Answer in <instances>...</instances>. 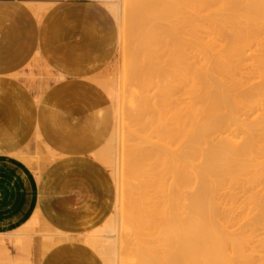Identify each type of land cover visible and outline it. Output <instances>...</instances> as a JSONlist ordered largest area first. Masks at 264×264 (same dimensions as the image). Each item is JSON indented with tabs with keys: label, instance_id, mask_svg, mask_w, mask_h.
<instances>
[{
	"label": "bare ground",
	"instance_id": "obj_1",
	"mask_svg": "<svg viewBox=\"0 0 264 264\" xmlns=\"http://www.w3.org/2000/svg\"><path fill=\"white\" fill-rule=\"evenodd\" d=\"M101 2L118 26L119 41L126 35L131 37L122 41L130 54L126 68L133 83L129 82L139 86L140 92L144 90L145 95L146 90L153 89L155 103L149 105L147 95V100L139 99L137 110L135 104L128 112L124 108L130 127L126 123L125 133L112 134L103 162L113 167L118 178L125 160L133 166L128 171L131 181L123 172L127 182L116 187L111 215L86 243L98 253L103 264H250L244 251L249 237L243 233H249V229L234 233L233 227L242 216L234 213L244 208L239 209L243 206L240 199L246 191L249 199L252 185L261 187L264 182V122H257L264 120V115L255 117L257 111H264V0ZM200 30L208 32L206 37ZM210 32L226 43L225 50L221 46L225 55L204 44L207 38H213L207 37ZM198 33L207 41L202 43ZM197 52L204 56L202 60ZM188 60L193 62L188 64ZM186 88L188 91L183 92L189 94H182L190 95V103L182 108L178 94ZM130 102L135 103V99ZM252 115L254 119L250 120ZM133 126L145 132L151 130L159 142L148 145L149 141L144 140L149 139L146 133L135 134L137 129L133 131ZM224 133L228 136L221 137ZM139 134L145 136L140 140L146 143L137 142ZM134 140L138 146L130 143L132 146L128 147L125 143ZM148 160L152 164L147 166ZM150 189L156 199L153 205L146 202ZM251 198L253 204L248 200L245 206L257 202L261 214L264 195L254 198L255 201ZM239 225L236 226L240 228ZM126 231L137 235L134 249L133 240L126 243L133 249L135 263H130L132 258L126 259L129 263L122 260L121 239Z\"/></svg>",
	"mask_w": 264,
	"mask_h": 264
},
{
	"label": "crops",
	"instance_id": "obj_2",
	"mask_svg": "<svg viewBox=\"0 0 264 264\" xmlns=\"http://www.w3.org/2000/svg\"><path fill=\"white\" fill-rule=\"evenodd\" d=\"M118 35L101 0H0V264H103Z\"/></svg>",
	"mask_w": 264,
	"mask_h": 264
},
{
	"label": "rangeland",
	"instance_id": "obj_3",
	"mask_svg": "<svg viewBox=\"0 0 264 264\" xmlns=\"http://www.w3.org/2000/svg\"><path fill=\"white\" fill-rule=\"evenodd\" d=\"M121 1V0H120ZM240 13V12H239ZM236 14H238V13H236ZM203 15V14H202ZM205 15V14H204ZM236 16H238V15H236ZM203 34H202V33ZM199 33H201V35L203 36V37H206V33H208V32H206L205 33V31L204 30H200V32ZM199 33H198V37L199 36H201V35H199ZM210 34V36H211V34H212V36L210 37V36H207V37H209V38H212L211 40L210 39H208L207 38V40H208V42H206V43H204L205 45L208 43L209 45H211V47L212 46H214L212 49H214V50H212V49H210V51L212 50V51H214V52H216L217 54H220V55H223V53H224V55H225V52H221V46H222V49L223 50H225V48H226V43L224 44V41L222 42L223 43V45H222V43H221V39L219 40V38H217V36L216 35H214L213 33H209ZM205 35V36H204ZM201 36V37H202ZM215 36H216V38H215ZM201 37H199L198 39H200ZM201 38V41L202 40H204V41H207V40H205L206 38ZM131 38V37H130ZM129 38V36L128 35H126L124 38H123V40H121V41H119L120 42V44H119V42H118V48H117V52H116V56H115V58H114V60L112 61V63L109 65V67L104 71V73H103V75H102V80H101V85H102V87L104 88V90L106 91V93L108 94V96H109V98L111 99V101H112V104H113V107H114V111H115V125H114V129H113V132H112V134L113 133H118L119 134V136H121L122 135V133H125V131L127 130V128L126 127H130V123L129 122H127L128 120H126L125 118H126V114H125V112H128V110L129 109H131L132 110V107H133V105L135 104V106L137 107L136 108V110L138 109V104H139V99H144L145 98V100H147V98L146 97H148V103H149V105L150 104H152V103H155L153 100H155V96H153L154 95V92H153V89L150 91V90H146V92H147V95H145V92L143 93V89L141 88V91L142 92H140V87L139 86H137V85H135V83L132 85L131 83H133L130 79H129V76L127 75L128 74V68H126V67H128V65H129V61H130V57H129V55L130 54H128L127 53V51H126V49H125V45H124V42H122V41H125V40H129L130 39ZM215 38V39H214ZM120 40V39H119ZM209 40H210V42H209ZM211 41H212V43H211ZM202 43H203V41H202ZM208 45V46H209ZM120 46V47H119ZM207 46V47H208ZM223 46L225 47V48H223ZM208 48H210V47H208ZM219 50H220V52H219ZM222 50V51H223ZM120 51V52H119ZM211 51V52H212ZM199 52H197V54H198ZM213 53V52H212ZM216 53H214V54H216ZM222 53V54H221ZM256 55H258L259 54V52H256L255 53ZM196 55V54H195ZM199 55V57L201 58V57H203L204 58V56L201 54V53H199L198 54ZM191 56V55H190ZM189 56V57H190ZM193 57V56H192ZM192 57H191V59H192ZM196 57H198L197 55H196ZM194 58V57H193ZM203 58H201L200 60H202ZM126 60V61H125ZM196 61V60H195ZM127 62V63H126ZM193 61L191 60V62H190V60H188V64H191ZM204 62V61H203ZM126 63V64H125ZM195 63H197V61L195 62ZM124 64V65H123ZM194 64V63H193ZM192 64V65H193ZM198 64V63H197ZM196 64V65H197ZM201 64H202V62H201ZM200 64V62H199V65L200 66H202ZM204 64V63H203ZM198 66V65H197ZM199 67V66H198ZM124 68V69H123ZM125 71V72H124ZM124 72V73H123ZM127 75V76H126ZM259 79V78H258ZM258 79H256L257 81H258ZM124 80H125V82H124ZM224 80H226V79H224ZM253 81V82H255V83H258L257 81ZM129 81H131V83L129 82ZM128 82V83H127ZM225 82V81H224ZM259 82H260V79H259ZM225 83H228L227 81L225 82ZM129 84H131V85H129ZM135 86V87H134ZM139 87V88H138ZM137 90V91H136ZM139 90V91H138ZM188 91V88H186V89H182L180 92H179V94H178V96H180V98H178L180 101H179V103L181 102H183L182 104H181V106L180 107H182V105H184V107H186V106H188L189 105V100H190V95L189 96H186V97H184L185 96V94H189V93H187V92H183V91ZM136 92H138V94L136 93ZM142 93V94H140V93ZM149 92H152L153 94H151V93H149ZM182 92L183 93H185V94H182ZM137 95H136V94ZM135 94V95H134ZM140 95L142 96L141 98H140ZM264 95V94H263ZM137 96V97H136ZM133 97H134V99H135V103H132L131 104V102L130 101H132L133 100V102H134V99H133ZM183 97V98H182ZM187 97H189V99L187 98ZM149 98H150V100H149ZM262 98H264L263 96H262ZM261 98V99H262ZM138 99V100H137ZM185 100V101H184ZM263 100V99H262ZM151 101V102H150ZM153 101V102H152ZM128 103H129V105H128ZM262 103V102H261ZM260 103V107H261V105H263V103H264V101H263V103L261 104ZM131 105H132V107H131ZM186 105V106H185ZM124 106V107H123ZM128 106V107H127ZM131 108H130V107ZM264 106V105H263ZM263 106H262V109L264 110V108H263ZM126 107V108H125ZM184 107H182V108H184ZM123 108V109H122ZM126 109V111L124 112V110ZM134 108V107H133ZM259 109V108H258ZM261 109V110H262ZM130 110V111H131ZM260 110V111H261ZM132 113H135V112H133V111H131ZM261 114H263L264 115V111H262V112H259V111H257L256 113H255V117H256V119L257 118H260L261 116ZM262 115V116H263ZM253 117H250V120H252V118L254 119V115H252ZM260 116V117H259ZM125 117V118H124ZM262 120V119H261ZM257 122H264V120H262V121H260V120H258L257 119ZM126 123L128 124V126H126ZM126 126V127H125ZM132 126V125H131ZM134 127H136V128H134ZM132 128V127H131ZM134 128V129H133ZM133 131L134 130H138V132H137V130H136V132H135V134H137V133H142V132H144V133H146L145 134V136L146 137H149V139H147V138H144L145 136L142 134H139L138 135V137H137V135H136V139L138 140V138H139V140L137 141V140H134L133 142L131 141V142H125V143H128V147H130V143H136V144H134V145H136V146H138V143L137 142H139L141 145H142V143H141V141L142 140H140V139H142V138H144V140L146 139V141L148 140L149 142H148V145H150V144H152L153 143V141L155 142H159L158 140V137H156L155 135V137L156 138H154V136H152V134L153 133H151L152 131L151 130H147L148 132H149V134H148V132L146 131H143V130H141L140 128H138L137 126H133ZM126 129V130H125ZM131 129V130H132ZM264 129V128H263ZM262 129V130H263ZM264 131V130H263ZM262 131V132H263ZM264 133V132H263ZM260 134H261V132H260ZM141 135V137H139ZM263 135V134H262ZM261 135V136H262ZM226 136H228V134L227 133H224L221 137H226ZM152 137V138H151ZM260 136H258V138H259ZM263 137V136H262ZM152 139V140H151ZM158 139V140H157ZM259 140V139H258ZM260 140H261V138H260ZM263 140H264V137H263ZM135 141H137V142H135ZM142 142H145V141H142ZM261 143V141H258V143ZM108 143V142H107ZM106 143V144H107ZM124 143V144H125ZM146 143V142H145ZM145 143H144V145H145ZM139 144V145H140ZM262 144V143H261ZM260 144V146L262 147L263 146V144L261 145ZM133 145V146H134ZM143 145V146H144ZM148 145H146L145 146V148L146 149H148ZM125 146L127 147V144H125ZM132 146V145H131ZM142 146V148H144ZM259 148H260V146H259V144L257 145ZM126 147L124 148V150L126 149ZM127 147V148H128ZM141 147V146H140ZM139 147V148H140ZM142 148H141V150H142ZM144 148V149H145ZM149 148H150V146H149ZM151 149V148H150ZM261 149H263L264 150V146H263V148H261ZM124 152V151H123ZM122 152V153H123ZM112 156V155H111ZM264 158V157H263ZM263 158H261V159H257L258 160V162H261L260 160H263ZM124 159V158H123ZM148 161H151V160H148ZM148 161L145 163L147 166H148V164L150 165V164H152V161L150 162V163H148ZM263 162H264V160H263ZM263 162H262V164H263ZM123 164V165H122ZM121 164V166H120V175H119V177L117 178V177H115V175H114V169H113V167L111 166V165H107V164H104L107 168H108V170H109V172H110V174H111V177L112 178H114L113 180L115 181V184H116V187L120 184V182H122L123 184H125L126 182H127V180H128V182L129 181H131V180H129V172H131V167L133 168V166L132 165H128V164H126L125 163V160H124V162ZM262 164H261V166H262ZM264 165V164H263ZM110 167V168H109ZM126 169V170H124V168ZM129 168H130V171H129ZM263 168V167H262ZM124 170V171H123ZM259 170H260V168H259ZM262 170V169H261ZM126 171V175H128V179H127V177H126V175L124 176L123 175V172H125ZM129 171V172H128ZM263 171V170H262ZM152 173V172H151ZM263 172H261V175H262V179L264 178V176H263V174H262ZM121 174H122V176H121ZM150 174V173H149ZM123 177H125L124 179H123ZM127 179V180H126ZM241 179H243L242 181H246L245 180V178L244 177H242ZM121 180V181H120ZM260 182H263V181H261V180H259ZM258 181V182H259ZM257 182V183H258ZM114 183V182H113ZM121 183V185H123ZM130 183V182H129ZM133 183V182H132ZM136 183H138V182H136ZM135 182H134V184H136ZM251 184V183H250ZM256 185V184H255ZM255 185H252L253 187H254V190L256 189V192L253 190V188H252V190L255 192V194L254 195H252L253 193H251L252 192V190L250 189V185L248 186V183H247V187H249L247 190H248V192L250 193V194H248L249 195V197L251 198V197H253V198H251V199H254V198H261L263 195H264V190H263V188H264V182H263V185H262V183L260 184V186L261 187H259L258 186V184H257V186H255ZM116 187H115V185H114V189H115V193H116ZM245 187H246V184H245ZM250 189V190H249ZM149 190V189H148ZM152 190L150 189V192L149 191H147L146 192V195H147V197H149V198H147L146 199V202H148L149 203V201H150V203L153 201V200H156V199H154V195L152 196ZM148 193L150 194V196L148 195ZM246 193H247V191H246ZM246 193L244 194L245 195V197L243 196V195H241V197L243 196L244 198H246ZM256 193H258V195L256 194ZM250 195H252V196H250ZM259 196V197H258ZM153 197V198H152ZM243 197H242V199H240L241 201L239 202L241 205L243 204V206L241 207L240 206V204H238V206H240L239 207V209L241 210L243 207L245 208H243L241 211H243V213L241 212V211H239V212H237V210L236 211H234V213H237L238 214V216L240 215V214H242V216L240 217V219H239V217H238V219H237V221H235V222H237V224H235V227H233L234 228V231H233V228L231 229L234 233H235V230L238 232V231H240L241 230V228H244V230H246L247 228L249 229V233H247L246 231V233L245 232H243L242 230H241V232H243L244 234H248L247 236L250 238V241H249V238H247L248 240V242H247V244L245 245V246H247V247H245V253H247V254H245L247 257H248V259H250L251 260V262H250V264H264V221H262L261 220V218L262 217H264L263 215L264 214H262L263 212H264V208L262 209L263 210V212L261 211V214H260V210L259 209H257L256 208V206H258V204L257 205H255V203H257V202H255L254 203V205L253 206H251V202H252V200H250V198L248 199V196H247V198H246V200L248 201V200H250L251 202H250V204L249 205H247L248 206V208L250 209H248L245 205H246V202H245V200H243ZM152 199V200H151ZM257 200V199H256ZM262 200H263V198H262ZM253 201H255V199L253 200ZM249 202V201H248ZM263 202V201H262ZM147 203V204H148ZM153 203L154 202H152L151 204L153 205ZM260 203V202H259ZM146 204V203H145ZM151 204H150V207H151ZM252 204H253V202H252ZM263 204V203H262ZM261 205V204H260ZM147 206V205H146ZM238 206H237V208L236 209H238ZM250 206H251V208H250ZM262 206H264V204L262 205ZM150 207H148L147 206V208H149L150 209ZM261 206H259V208H260ZM238 209V210H239ZM261 209V208H260ZM235 210V209H234ZM259 210V211H258ZM240 213V214H239ZM246 213V215H244ZM261 215H262V217H261ZM236 215L234 214V217H235ZM236 218H237V216H236ZM236 218H235V220H236ZM263 220H264V218H262ZM248 220V221H247ZM239 221V222H238ZM247 221V222H246ZM241 222V223H240ZM244 222V223H243ZM241 224L242 226L240 227V228H238L240 225L239 224ZM238 227H237V226ZM245 225V226H244ZM254 225V226H253ZM261 225V226H260ZM263 225V226H262ZM251 226H253L252 227V230H254V231H252L250 228H251ZM258 226V227H257ZM245 227H246V229H245ZM236 232V233H237ZM129 234V235H126V234ZM252 234V235H251ZM132 235V236H131ZM234 235H236V234H234ZM240 234L238 233V235L237 236H239ZM125 236V237H124ZM127 236V237H126ZM236 236V237H237ZM242 236V235H241ZM244 236V235H243ZM251 236V237H250ZM122 237L124 238V239H121V242H122V244H121V250L120 251H122L123 252V254H124V258H122V260L124 261V260H126V259H131L132 258V260H133V262H130V263H135L134 262V259L135 258H133V255H131L132 254V251H133V249H134V246H135V244H136V238H137V235H135L133 232H130V231H126V232H123L122 233ZM245 240H246V237L244 238ZM128 240V241H127ZM132 240H133V242H132ZM135 240V241H134ZM132 242V244L133 243H135V244H133L132 246L131 245H129V246H126V245H128V244H126V243H131ZM246 242V241H245ZM124 243V244H123ZM132 247L133 249H132V251H131V248H129V247ZM130 250H129V249ZM129 250V251H128ZM122 252H120V254L122 253ZM130 253V255L128 254V253ZM11 254V251H9V255ZM125 254H127V255H129V256H127V255H125ZM121 257V256H120ZM31 258V257H30ZM129 259V260H130ZM31 260H32V258H31ZM129 260H126L127 262L129 261ZM249 260V261H250ZM126 261L124 262V263H126ZM136 261V260H135ZM129 263V262H128Z\"/></svg>",
	"mask_w": 264,
	"mask_h": 264
}]
</instances>
